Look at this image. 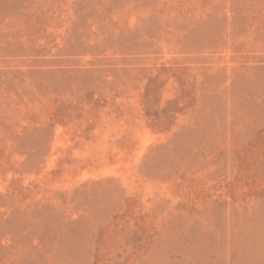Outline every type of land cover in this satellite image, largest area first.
<instances>
[{
    "label": "rangeland",
    "instance_id": "rangeland-1",
    "mask_svg": "<svg viewBox=\"0 0 264 264\" xmlns=\"http://www.w3.org/2000/svg\"><path fill=\"white\" fill-rule=\"evenodd\" d=\"M0 264H264V0H0Z\"/></svg>",
    "mask_w": 264,
    "mask_h": 264
}]
</instances>
